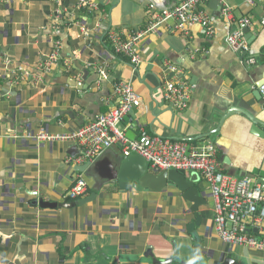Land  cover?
<instances>
[{
    "label": "crops",
    "instance_id": "1",
    "mask_svg": "<svg viewBox=\"0 0 264 264\" xmlns=\"http://www.w3.org/2000/svg\"><path fill=\"white\" fill-rule=\"evenodd\" d=\"M93 1L95 10L77 8V0H0V264H264V253L218 238L214 198L201 175L192 210L170 182L137 190L133 182L123 188L117 178L109 180L125 158L120 148H109L101 155L99 191L74 204L66 193L79 174L88 186L83 199L95 184L74 163L81 146L36 138L41 130L66 134L94 121L115 105L113 85L130 81L141 106L122 123L129 139L145 129L191 145L210 142L225 174L263 180L264 100L253 95L256 87L225 38L237 20L249 18L256 39L248 56L255 58L264 47V0H219L231 8L232 24L215 17L208 1L201 9L213 18L211 38L199 25L180 33L168 28L172 21L162 24L137 43L136 69L112 54L107 34L143 29L147 4ZM179 2L166 0V7ZM169 66L193 85L183 111L164 100V85L174 78ZM226 104L260 121L261 130L240 112L219 124L215 113Z\"/></svg>",
    "mask_w": 264,
    "mask_h": 264
},
{
    "label": "built area",
    "instance_id": "2",
    "mask_svg": "<svg viewBox=\"0 0 264 264\" xmlns=\"http://www.w3.org/2000/svg\"><path fill=\"white\" fill-rule=\"evenodd\" d=\"M147 4L148 21L143 29L122 37L114 31L107 34L113 55L127 59L134 69L141 63L136 51L137 43L147 34L158 29L164 23L172 21L170 30L187 33L193 25L203 28L205 35H214L213 18L201 9L209 0H180L172 8L166 7V0H138ZM254 5L255 0H247ZM77 8L96 9L93 0H77ZM220 16L229 24L235 19L231 8L225 4ZM247 17L237 20L233 29L225 38L227 46L234 52L250 51V45L242 30L249 27ZM260 24L264 26V18ZM59 47L50 57L58 56ZM247 64H252L249 58ZM50 62L43 66L47 71ZM174 78L164 85V100L173 109L183 111L191 99L193 85L187 83L181 71L169 66ZM100 75L105 74L100 70ZM115 105L108 112L101 114L92 122L78 130L66 134H48L39 131L36 138L40 141L77 143L82 153L77 157V165L92 163L107 149L118 146L126 157L136 154L143 158L150 169L157 171L176 170L181 173L192 172L201 175L210 186L214 198V221L218 238L233 247H245L264 253V187L248 177H233L225 174L217 158L215 145L199 143L191 145L185 141L171 140L140 130L136 139H129L122 128L124 119L141 106V97L133 89L130 81L117 82L113 85ZM264 100V83L258 88ZM88 186L79 174L72 187L66 193L68 201H78L87 196Z\"/></svg>",
    "mask_w": 264,
    "mask_h": 264
},
{
    "label": "water",
    "instance_id": "3",
    "mask_svg": "<svg viewBox=\"0 0 264 264\" xmlns=\"http://www.w3.org/2000/svg\"><path fill=\"white\" fill-rule=\"evenodd\" d=\"M209 4L216 11L214 16L220 17L221 4L219 0H209ZM242 32L247 43L249 45H252L256 37L251 33L250 28L246 27L242 30ZM236 53L238 57L241 59V61L244 63L245 69L247 71L248 76L250 77L251 83L254 84V86L256 87V90L254 91L253 95L256 98L262 99V96L258 88L264 83V47L261 49L259 54L255 55V58L253 57V59L258 60V62L254 64H247L246 61L251 57H249L248 54H246L245 52H236ZM235 112L244 113L238 107L234 105L230 106L226 104L224 110H218L217 113L215 114L221 113L220 115H218L221 116L219 123L221 124L230 114ZM246 116L253 123L255 129L261 130L259 125L261 126L262 123L260 121H258L257 119L253 118L248 114H246ZM218 128L219 127L211 131L208 135L210 136L216 133L218 131ZM262 132L264 133V130H262ZM255 133L258 134L257 131H255ZM114 148H119V147L113 146L110 149H114ZM102 158L103 157L100 156L99 159H97L94 163H85L84 165H81L79 167V171L81 173H84L85 177L91 178L95 184L93 186V192L90 194L88 198L77 202H73L74 204L87 202L89 201V199L92 200L95 197L96 192L99 191V188L101 186L99 179H102L100 173L103 170L99 168V165L102 161ZM120 164L121 166L117 171L115 170L116 167L115 169L113 168L109 180L117 178L120 181V185L123 184V188L127 187L129 182H133L137 190H141L142 188L159 190L165 187L168 182H170L178 188V190L183 194V197L187 201L193 203L194 206L192 207V210H196L195 207L200 201L197 188L194 186L195 179L197 178V173H192L189 178H187L184 173L178 172L176 170L162 171L159 175H155L149 172L148 164L146 163V161L136 154H131L129 156H126L124 159L121 158ZM258 183L264 187V179L258 181ZM149 254L151 255L150 251ZM154 262L156 261L154 260ZM168 262L170 261L169 260H166L164 262L158 261V264H167Z\"/></svg>",
    "mask_w": 264,
    "mask_h": 264
}]
</instances>
